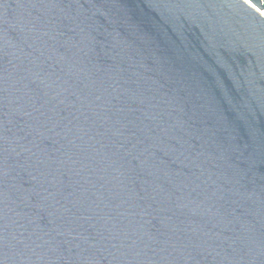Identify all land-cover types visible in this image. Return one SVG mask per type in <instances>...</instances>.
I'll return each instance as SVG.
<instances>
[{"label":"water","instance_id":"95a60500","mask_svg":"<svg viewBox=\"0 0 264 264\" xmlns=\"http://www.w3.org/2000/svg\"><path fill=\"white\" fill-rule=\"evenodd\" d=\"M0 264H264V0H0Z\"/></svg>","mask_w":264,"mask_h":264}]
</instances>
